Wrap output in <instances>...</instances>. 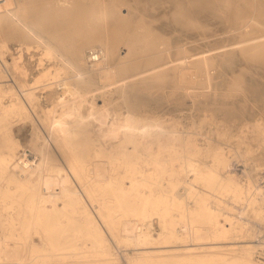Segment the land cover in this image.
Instances as JSON below:
<instances>
[{"label":"bare ground","instance_id":"obj_1","mask_svg":"<svg viewBox=\"0 0 264 264\" xmlns=\"http://www.w3.org/2000/svg\"><path fill=\"white\" fill-rule=\"evenodd\" d=\"M117 1L121 2L0 0V83L5 77L3 68L11 69L18 76L25 73L20 65L21 49L11 57V63L5 60L10 40L26 46L27 51L33 44L42 47L44 56L52 63V68L41 75L42 80H35V86L20 80L19 93L12 91L9 105L0 108V264H123L116 248L123 250L125 264H263L257 254L259 248L264 250V243L253 239L264 229V174L255 176L244 167L254 153L253 147L244 140L252 137L254 143H258L257 149L264 150V119H257L254 113L255 120L247 112L254 120L249 125L251 134L247 136L245 127L242 131L235 128L239 143L232 146L229 128L239 126L240 121L234 120L240 116H233L222 104L217 109L209 107L217 96L210 99L206 92V95L201 92L202 99L199 95L195 101L192 98L191 104L187 102L191 96L196 97L190 92L196 89L194 78H200L201 90L212 92L219 88L218 79L215 81L211 74L217 64L228 70L231 65L248 60L243 67L247 65V70L252 72L250 64L255 60L261 70L253 72L262 73L264 78V0H172L177 6L174 5L176 10L172 6L175 10L172 16L181 17L171 16L170 20L174 18L177 26L181 23L184 31L190 26L184 21L186 14L188 19L193 14L201 18H192L195 25L212 19L217 22L210 25L221 20L224 25L227 17L223 18L222 14L235 15H229L234 17H230L232 22L219 30L225 31L227 27L225 32L232 33L231 40L239 36L237 42L230 41L226 45L229 48L220 53H217L219 49L226 47H219L216 52L213 50L216 45L212 44L215 46L210 50L214 51L212 56L199 52L195 60L188 59L194 56L191 45L194 38L187 41L186 37L190 36L185 35L187 31L183 33L186 41L181 36L185 43L176 42V47L161 45L160 41L157 45L155 39L149 40L151 35L140 31L146 22L143 19L141 24L137 20L147 15L140 12L149 13V3L152 14L155 0H144L147 6L142 5L143 9L140 4L141 1L144 4L143 0H124L131 9L127 8L128 11L138 10L141 16L135 15L139 18L133 12L130 17L118 13L123 1L120 4ZM166 1H163L165 7L168 6L164 5ZM160 4L158 8L161 7L162 12L165 8ZM249 4L257 9L252 7L250 12ZM163 14L169 17V13ZM155 16L152 17L154 22ZM213 25V30L219 28V24ZM131 27L132 30L138 27L140 30L136 31L141 34L133 31L132 36H125L123 30L118 33L125 28L129 34ZM190 28L194 27H189V31ZM205 32L200 33L201 36ZM216 32L210 34L217 36ZM208 33H205L207 37ZM161 34L158 35L168 36ZM246 34L248 37H244ZM225 35L222 32L221 36ZM113 36L127 41L128 54L123 58L117 55L119 46L113 44ZM144 39L147 43H142ZM116 42L119 45V41ZM95 43L101 46L97 50L99 59L91 62L90 52ZM123 60L133 62L132 73L120 77ZM65 68H70L73 74L61 77L60 72ZM242 68L239 69L243 72ZM201 71L205 72L204 76H199ZM244 74L245 71L238 75ZM246 77L235 84L236 94L233 91L230 94H234L235 99V95L245 98L248 93L264 99V88L260 89L264 81L258 84L261 79L253 82ZM46 78V84L60 88V92L54 97L51 108L39 118L44 133L37 136L33 131L32 138L23 146L15 136V123L30 117L19 98L29 103L35 100L37 91L41 90L36 84ZM233 80L231 83H236ZM105 88L109 90L103 91ZM166 88L176 94L166 93L169 90L164 92ZM151 89L156 90L157 96ZM197 89L200 94L201 90ZM0 92H3L1 88ZM108 94L118 95L128 107L120 109L122 106L117 104L113 108L108 102L101 106L96 104L98 97L105 98ZM226 97L230 98L229 94ZM163 105L176 106L174 114L161 115L158 108ZM255 107L252 108L255 110ZM194 108L203 113L198 117L199 125L194 123ZM183 111L191 112L188 127L183 126L178 116ZM218 111L226 115L221 117L232 122L229 120L227 124L223 118L224 124L220 117L216 119L220 115L216 116ZM233 160L243 163V171L234 169ZM229 243L240 244L231 246Z\"/></svg>","mask_w":264,"mask_h":264},{"label":"rangeland","instance_id":"obj_2","mask_svg":"<svg viewBox=\"0 0 264 264\" xmlns=\"http://www.w3.org/2000/svg\"><path fill=\"white\" fill-rule=\"evenodd\" d=\"M121 2H119V1H117L118 3L117 4H120L121 3V8L119 9V5H117V7H118V13H121V15H123V16H125L126 15V17H130L131 16V14L133 15V13H134V15L136 14V15H139L138 13V10H137V12H136V10H134V9H132L133 11H128L130 8L128 7V3H126L124 0H120ZM128 1V0H127ZM144 1V0H143ZM156 1V6H157V8H158V6H159V3H161L160 4V6H162V9L163 8H165V9H163L162 10V12H161V10L159 11V8H161V7H159L157 10L155 9L156 8V6H155V8L154 9H152V14L150 13V10H151V7H150V4L148 3V6L149 7H147L149 10V13L148 12H145V11H143L142 10V12H145V13H142V12H140L141 14H146L147 13V15H145V16H148V17H145L144 15H142L143 17H145V18H143L142 16H141V14L139 15V17L141 16V20L139 21V20H137V23L139 22V23H141V24H143L144 22L143 21H145L146 23L145 24H143L145 27L143 28V25H141L140 24V28H143V29H138V27H139V24H138V27H136L135 28V30H134V28H133V30H132V27H133V24L131 25L132 27H131V32H129V34H127L128 33V31L129 30H127V29H125V28H123V29H121V30H119L118 31V33L120 32V33H122L123 32V34H126L125 36H127V35H130V36H132L134 33H133V31H135L136 32V34L138 35L139 34V32L141 31L142 32V30H143V33H146L148 36H152V37H154V38H150L149 40H151V39H155L156 40V44L157 45H162V44H164L165 45V43H166V45L169 47V45L171 44L172 46H175L176 47V44L178 45V43H176V42H182L183 41V43H185V41L187 40V41H192V39H193V43L194 44H191V45H193L194 46V56H192V57H190V58H188V59H197L200 55H196V54H198L199 52H204V53H206L204 56H212L213 54V52L214 51H216V49L217 48H219V47H226L225 49L223 48V49H219V50H217V51H219V52H217V53H220V52H222V51H224V50H227L228 48H229V46H226L227 44H229V43H231V42H234V40L237 42V38H239V36L237 37L236 36V39L234 38V40L232 39L231 40V34H228V33H226L225 31L226 30H228V28L226 27L224 30L225 31H222L223 32V35L224 34H227V35H225V36H221L222 35V32H221V30L224 28L223 26L225 25H229V23H227V22H232V20H231V18H234V17H231V16H229V15H232V16H235L234 14H227L228 16H229V18H230V21L228 20L229 18H228V16L226 15V13L225 14H222V17L224 18H226L227 17V19H225V20H223L224 22H225V24L223 25V23H221V21H219L218 23H213V24H219L217 27H219V28H215L216 30H213V28H214V25L212 24V25H210V23H212V22H217V20H215V19H212V21H210L209 20V22L207 23V21L205 22V20L203 21V24L201 25V23L200 22H198V24L200 25V26H202V27H204L203 29L200 27V26H197V25H195L196 23V21H192V18L194 19V18H196L197 16L195 15V14H193L194 16H196V17H194V16H191L190 17V19H188L187 17H189L187 14L185 15V22H186V24L187 25H190L189 27H194L193 29H195V31L192 29V28H190V31H189V27H188V29L187 28H185V30L187 31V33H186V31H184V28L182 29L181 27H180V25H181V23H178V26L176 25L177 23H175V19H178V18H180L181 16L178 14V13H176V15L178 16L179 15V17H176L175 15H173L172 16V14H175V10H176V8H175V4H174V2L172 1V0H169L172 4H170L169 2H167L166 0H163V1H166V3L164 2V5L166 4H168V6L169 5H171V7L173 6L174 7V9H173V7H172V10H171V7L169 8V10L167 9L168 8V6L167 7H165V6H163V1H161L160 2V0H159V3H158V1L157 0H155ZM151 3V2H150ZM153 3H154V1H152V3H151V6L152 7H154L153 6ZM158 3V4H157ZM125 4H127V5H125ZM140 4H141V7H142V5H143V7H144V5L145 6H147V3H145V1H144V4H143V2L141 1L140 2ZM155 4V3H154ZM175 5V6H174ZM251 4H249L248 6H247V8H248V10L250 9V8H252L251 6H250ZM123 6V7H122ZM139 6V5H138ZM117 7H116V9H117ZM143 7H142V9H143ZM177 7V6H176ZM127 8H128V10H127ZM139 8H140V6H139ZM141 9V8H140ZM146 9V8H145ZM166 9L168 10V11H166ZM253 9H257V7H253ZM131 10V9H130ZM154 10V11H153ZM171 10V12H169ZM174 10V11H173ZM139 11H141V10H139ZM147 11V10H146ZM166 11V12H165ZM173 11V12H172ZM251 11H253V10H251L250 9V12ZM133 12V13H132ZM154 12H156V14L158 15V13L159 12H161V13H159V15H161V17L158 15H156ZM158 12V13H157ZM163 12L164 13H169V17L167 18V16H168V14H167V16L166 17H164V14H163ZM106 13V12H105ZM127 13H131L130 15L129 14H127ZM154 13V14H153ZM172 13V14H171ZM150 16H149V15ZM165 14V15H166ZM100 15H102V14H100ZM128 15V16H127ZM135 15V16H136ZM153 15L156 17L155 18V22H154V17H153ZM223 15H226V16H223ZM104 16V15H103ZM174 17V18H171V20H170V17ZM136 17H138V16H136ZM138 17V18H139ZM151 17V18H150ZM153 17V18H152ZM159 17V19L157 20V18ZM137 18V19H138ZM146 18H148L147 20H146ZM183 18H184V16H183ZM198 18H200V17H198ZM198 18H196V19H198ZM223 18H221V19H223ZM250 17H247V19H249ZM143 19H145V20H143ZM152 19H153V21H152ZM167 19V20H166ZM171 21V23L173 24V26H172V24L170 25V21ZM174 19V20H173ZM188 19V20H187ZM195 19V20H196ZM201 19V18H200ZM199 19V20H200ZM143 20V21H142ZM157 20V21H156ZM130 21V20H129ZM142 21V22H141ZM164 21V22H163ZM168 21V22H167ZM187 21L189 22V24L187 23ZM233 21H235V20H233ZM152 24H150V23ZM157 22H158V25H157ZM165 24V23H167V25H164L163 26V23ZM205 22V23H204ZM16 23H20L19 21H17ZM136 23V24H137ZM161 23V24H160ZM192 25H191V24ZM194 23V24H193ZM207 23V28H212V30H210V29H208V31H209V37H211V38H209V37H207L206 35H205V33L206 32H208L206 29L207 28H205V24ZM147 24H149L150 26H151V28H148L147 26ZM169 24V25H168ZM180 24V25H179ZM222 24V25H221ZM19 25V24H18ZM154 25V26H153ZM155 25H156V28H154L155 27ZM176 25V26H175ZM220 25L222 26V27H220ZM227 25V26H228ZM127 26V28L129 29V27H130V24H129V22H128V24L126 25ZM129 26V27H128ZM142 26V27H141ZM149 26V27H150ZM157 26L160 28V30H159V28L157 29ZM161 26H162V29H164V31L161 29ZM167 26V27H166ZM168 26L170 27V29L168 28ZM172 26V27H171ZM182 26V25H181ZM196 26V27H195ZM178 27H180V29L178 28ZM198 27H200V28H198ZM148 28V29H147ZM168 28V30H166ZM222 28V29H221ZM144 29H146V30H144ZM154 29H157V30H155V32H153L154 31ZM175 29V30H174ZM178 29L180 30V31H178ZM181 29H182V31H181ZM191 29L193 30V31H191ZM201 29V30H200ZM219 29H221V30H219ZM123 30V31H122ZM124 30H125V33H124ZM126 30H127V32H126ZM136 30H140V31H136ZM152 30V31H151ZM162 30V31H161ZM173 30H174V32H173ZM178 32H177V31ZM198 30H199V32H198ZM115 31H117V30H115ZM122 31V32H121ZM145 31H148V32H145ZM154 34V36H153V34L151 33V32ZM159 31V32H158ZM167 31H169V33L167 34ZM170 31H172V32H170ZM189 31V32H188ZM206 31V32H205ZM210 31H212V32H210ZM214 31L216 32H221V33H217L216 32V34H217V36H213V34H214ZM111 32V31H110ZM110 32H109V35H110ZM114 32V31H113ZM141 32H140V34H141ZM156 32L158 33V34H160L161 32H162V34H164V35H168L167 37L165 36H163L162 34V36L160 37V35H158V34H156ZM164 32H166V34L164 33ZM180 32V33H179ZM186 34H185V33ZM195 33L196 35H200L201 36V34L203 35V32H205L204 33V36H199L200 37V40H199V37L197 38L196 36H195V34L193 35V33ZM225 32V33H224ZM254 31H252V33H253ZM112 33V32H111ZM115 33H117V32H115ZM115 33H113L114 35H115V37L117 38V36H116V34ZM117 33V34H118ZM183 33L186 35V36H188V35H190L189 37H186L185 35H183ZM192 33V34H191ZM201 33V34H200ZM210 33H213V34H210ZM250 33V32H249ZM172 34V35H171ZM173 34H174V36H173ZM221 34V35H220ZM170 35H171V38H170ZM177 35H179V37L177 36ZM183 35V36H182ZM191 35H193L192 37H191ZM210 35H212V36H210ZM218 35H220V36H218ZM250 36L252 35V34H249ZM156 36V37H155ZM184 37L183 39L185 40H183L182 39V37ZM208 38H206V37ZM229 36V37H228ZM248 37V34H246V35H244V37ZM114 37V36H113ZM115 37L114 38H110L112 41H113V44L117 47V46H119V47H115L116 49H117V55H118V57H121V58H123L124 56H126L127 54H128V46H127V41L125 42L124 40H122L121 41V39L120 38H118V39H115ZM119 37V36H118ZM157 37H159V38H162V39H158ZM180 38L181 40H179L178 38ZM204 37V38H203ZM224 37H226V38H223ZM227 37H228V39H227ZM157 38V39H156ZM165 38L167 39L168 38V40H165ZM174 38V39H173ZM190 38H192V39H190ZM206 38V39H205ZM117 41H119V45H117L118 44V42H116L115 40ZM164 39V40H163ZM169 39H170V41L173 39L174 41H175V43L174 42H172L171 41V43H169L168 41H169ZM177 39H178V41H177ZM204 41H203V40ZM221 39H223V40H225L224 41V43H223V40L222 41H220ZM227 39V40H226ZM148 40V41H149ZM161 40H163V41H161ZM229 40V41H228ZM240 40V39H239ZM114 41H115V43H114ZM121 41V42H120ZM123 41L125 42V43H123ZM145 41V42H144ZM144 41L142 42V43H147V40L146 39H144ZM163 42V43H160V42ZM231 41V42H230ZM9 42V44H8V48H9V54H7L6 55V57H5V60L6 61H8V63H11L12 62V59H11V57L12 56H15L16 55V52H17V50H19V49H21L22 50V61H21V63H20V65H21V69H23L24 70V75L23 76H18V75H16V74H14V72L11 70V69H9V68H3V70H4V78H3V82H1L0 83V88L3 90V92H0V108H3V107H6V106H8L9 105V103H10V101H11V99H12V96H11V93H12V91L14 92V93H19V81L20 80H25V81H27V82H29V83H31V84H33L34 86H35V84H34V82H35V80L36 79H41L42 80V78H40L41 77V75L43 74V72L44 71H48L49 69H51L52 68V63L50 62V58H48V57H45L44 56V54H43V48L42 47H38V46H36V45H32L30 48H29V51H27V48H26V46H24V45H20V43H18V42H16V41H12V40H10V41H8ZM181 42L179 43V44H181ZM117 43V44H116ZM121 43V44H120ZM122 43H123V45H122ZM160 43V44H159ZM174 43V44H173ZM96 44V43H95ZM93 44V46L92 47H94L92 50H91V52H93V51H97L98 50V48H101V46L99 45V44ZM212 44H214V45H216V48H215V46L214 45H212ZM96 47H95V46ZM99 47H98V46ZM122 45V46H121ZM165 45V46H166ZM170 45V47H172ZM218 45V46H217ZM224 45V46H223ZM35 46H36V48H35ZM127 46V47H126ZM37 47L40 49H37ZM212 47L213 48H215V49H213L214 51H210L211 49H212ZM231 47V46H230ZM207 51V52H206ZM174 52V51H173ZM208 52H210L209 54H208ZM214 54H216V53H214ZM86 55H88V51H86ZM253 58L254 59H256L254 56H253ZM173 60H174V58H173ZM243 60H245L244 58H243ZM246 61V62H245ZM244 62H245V64L247 63V62H249L248 60H245ZM177 62V61H176ZM242 62V63H241ZM242 60L238 63H236V64H239V65H234V67H232L233 65H231V68H229L228 67V70H227V68H225V67H221V68H223V69H221V68H219V65L217 64V71H219L220 69H221V71H222V73L219 71V72H217V71H215V69L212 71V77H214V79L215 78H217L218 80H220V81H218L217 79H215V81L218 83V89L217 90H212V92H207L206 90H201L200 88H201V85L199 84L200 83V78L199 77H197V79L196 78H194V87H196V89H194L193 88V91H192V89H191V95L193 94H195V96L196 97H192L191 96V98L190 99H188V102H187V104L189 105V104H191V102H193V100H192V98L194 99V101H195V99H202V97L201 96H203L202 94H205L204 92H206V94H208L209 93V95H207V96H210V99H212V97H214L215 99V102H214V100L213 101H210V105H209V107H212V108H214V109H217V107L218 108H220L222 105H224L225 106V108L227 109V110H230L231 112H232V115L233 116H235L236 117V115L239 117H242L243 116V114L242 113H244L245 115V117L244 118H240L239 117V119H236V118H234V119H236V120H234L235 122H237V121H240V122H238L239 124H237V125H239V126H236V127H234V128H229V130H230V133H231V135L233 136L232 138H231V142H230V144L232 145V146H236L238 143H239V140H238V138H237V135H236V132H237V134H238V131H236L235 132V128H237L236 130H240V131H242V127H245V129H246V131L248 132V133H246L247 134V136H250V134H251V129H250V126L249 125H252V123H253V119L251 118L250 119V116H252L253 118H255V120H257V119H264V112H262V110H264V99H262L261 97H259V96H257V97H252V96H250V93H248V94H246V96H245V98L244 97H242L241 95H239V96H241V97H239V96H236L235 95V97H236V99L234 98V94H236V92L235 91H233V89H234V86H235V84H237V83H239V82H241V81H243L242 80V78L243 77H248V74L250 75L253 71H257V70H261V68L260 67H257V65H256V63H255V60H251V68L253 67V71L251 72V70L249 69V70H247L248 69V67H247V65H246V68L245 67H243V63H244ZM123 63H124V70H123V72L122 73H120V77H125L126 75H130L132 72V67H133V62L132 61H125V60H123ZM241 64V65H240ZM238 66V67H237ZM240 66H241V68L243 67L244 68V70H243V72H242V70H240L239 68H240ZM235 67H237L236 69H235ZM232 68H233V70H232ZM242 68V69H243ZM147 69H148V67H147ZM69 70V71H68ZM230 70H232V71H230ZM236 70V71H235ZM239 70H240V72L241 73H244V71H245V74H246V76H245V74L241 77L240 75H238V74H241V73H239ZM246 70L248 71V72H246ZM66 71H68V73L66 72ZM194 71H195V69H194ZM230 71V72H229ZM233 71H235L234 73H233ZM63 72V73H62ZM71 69L70 68H65L63 71H61L60 73H61V77H66L65 75H67V76H70V75H72L73 74V72H72V74H71ZM224 72V73H223ZM237 72H238V74H237ZM250 72V73H249ZM222 75H221V74ZM226 73H228V75L226 74ZM229 73H232V74H235V75H232V74H229ZM248 73V74H247ZM254 73V72H253ZM253 73L248 77L249 79H251L253 82L254 81H258L259 79H261V81L259 80L257 83L258 84H261L264 80V78H263V76H261L262 75V73H260L261 75H258L259 73H257V75H255V73H254V75H253ZM64 74V75H63ZM218 74H219V76H218ZM225 75V77L227 78V81H226V78L224 77V75ZM26 75V76H25ZM205 75V72L204 71H201V73H199V76H204ZM228 77H227V76ZM231 75V76H230ZM236 75H238V76H236ZM254 77H253V76ZM264 75V74H263ZM232 76H234L233 77V79H235L236 80V83H234V84H232L233 83V79L232 78H230V77H232ZM241 78H240V77ZM220 79H219V78ZM223 77V78H222ZM246 77V78H247ZM237 78V79H236ZM239 78V79H238ZM245 78V79H246ZM255 79V80H253V79ZM48 78H46V79H44L42 82H40V83H38V84H36L37 86H38V90L39 89H41V90H39V91H37V93H36V99L35 100H33L32 102H27L23 97H20L19 99L22 101V103H23V105H24V107H25V110H26V112H27V114H28V116L30 117V118H28L27 120H23V121H21V122H16L15 123V130H14V133H15V136H16V138L19 140V142L21 143V145H25L31 138H32V135H33V131H34V133L37 135V136H40V135H42L43 133H44V129H43V126H42V124L40 123V121H39V118L40 117H42L43 116V113L44 112H46V110H47V108H51V104H52V102H53V99H54V97H56V94L57 93H59L60 92V88H56L55 86H53V85H48V84H46L47 82H48V80H47ZM202 79V78H201ZM229 79V80H228ZM244 79V80H245ZM199 82H198V81ZM224 80V81H223ZM233 80V81H232ZM197 81V82H196ZM215 81H214V83H215ZM223 81V82H222ZM230 82V83H229ZM232 82V83H231ZM235 82V81H234ZM260 82V83H259ZM199 84V85H197V84ZM220 83V84H219ZM196 84V85H195ZM222 84V85H221ZM228 85H230V86H228ZM43 86V87H42ZM199 87V91H200V94H199V92H198V87ZM221 86V87H220ZM233 86V87H232ZM262 86H264V82H263V84H262ZM222 87H223V89H222ZM230 87H232V88H230ZM221 88V89H220ZM230 88V89H229ZM263 88L264 87H260V89H262L263 90ZM221 91H220V90ZM232 89V90H231ZM107 90H109V88H105L103 91H107ZM155 89H151L150 91H154ZM169 90V91H168ZM172 89H168V88H166L165 90H164V92H166V91H168V92H166V93H169V94H171L172 96H174V94H176V92L175 91H171ZM222 90H224V91H222ZM229 90V91H228ZM150 91H149V93H150ZM156 91V90H155ZM153 92V93H155L154 95H156L157 93L156 92ZM194 91H195V93H194ZM226 91V92H225ZM235 92L233 95H231L233 92ZM264 91V90H263ZM146 92H148V90L146 91ZM189 92V93H190ZM193 92V93H192ZM201 92H203L202 94H201ZM221 92V93H220ZM232 92V93H231ZM216 93V95H212V94H215ZM229 94V97L230 98H228V97H226L228 94ZM231 93V94H230ZM159 94V93H158ZM197 94V95H196ZM205 94V95H206ZM219 94H220V96H219ZM222 94H226L225 96L224 95H222ZM200 95V96H199ZM109 96H112V97H110L109 98ZM157 96V95H156ZM199 96V97H198ZM198 97V98H197ZM201 97V98H200ZM219 97V98H218ZM223 97V98H222ZM232 97H233V99H232ZM239 97V98H238ZM250 97V98H249ZM101 98V99H100ZM98 97L97 99H96V104L97 105H99V106H101V105H103V103L104 102H108V104L109 105H111L113 108L117 105V104H120L121 106H122V108H120V109H123L124 107L125 108H127L128 107V105L127 104H125L124 103V100L121 98V97H118V95H115L114 94V96L111 94H108V96L107 97H105V98H103V97ZM103 98V99H102ZM241 98V99H240ZM242 98H244V99H246V100H244V99H242ZM251 98H253V99H251ZM258 99V101H257V99ZM216 99H217V102H216ZM225 99H227V100H225ZM229 99L231 100V101H229ZM251 101H249V100ZM254 99H256V100H254ZM259 99H261L260 101H259ZM101 100H103V102L101 101ZM248 100V101H247ZM233 101V103H231ZM235 101V102H234ZM236 101H239V103L238 102H236ZM244 101V102H243ZM256 101V102H255ZM262 101V102H261ZM214 102V103H213ZM243 103V105H242V103ZM246 102V103H245ZM250 104H249V103ZM252 102H253V104H252ZM260 102V103H259ZM205 103V102H204ZM213 103V104H212ZM217 103V104H216ZM241 103V104H240ZM218 104H220L219 106H218ZM222 104V105H221ZM227 104H232L231 106H229V105H227ZM239 104V105H238ZM247 104V105H246ZM252 104V105H251ZM242 105V106H241ZM249 105V106H248ZM258 105V106H257ZM263 105V106H262ZM214 106H216V107H214ZM223 106V107H224ZM240 106L243 108V106H245V112H244V109H242L243 110V112L241 111V109H240ZM246 106H248V108L246 107ZM254 107V106H256L257 108L259 107V109H258V111H256L257 110V108L255 107V110L252 108V107ZM261 106V107H260ZM152 107H155V106H152ZM164 107V108H163ZM206 107V106H205ZM230 107V108H229ZM232 107H234L235 109H236V111H235V109H233ZM237 107V108H236ZM251 107V108H250ZM157 108V107H156ZM163 108V109H162ZM175 108H176V106H172V105H168V106H165V105H163L161 108H158V110H159V113L161 114V115H164V116H169L170 114H174V112H173V110H175ZM232 108V109H231ZM239 108V109H238ZM248 109V111H247V109ZM250 108V109H249ZM262 108V109H261ZM149 109V108H148ZM237 110H238V113H237ZM254 112H253V111ZM242 113H241V112ZM252 111V112H251ZM256 111V112H255ZM260 111H261V113H262V116H260ZM218 112H220V113H217V112H215V113H217L216 114V116H218V114H220L218 117H216V119H218L219 117L221 118L220 119V121L222 122V123H224L225 121L224 120H226V118L225 117H221V116H226V115H223V114H221V113H223V112H221V111H218ZM249 113V115H248V113ZM207 113H209V112H207ZM240 113H241V115H240ZM252 113V114H251ZM254 113H255V116L257 117V119H256V117H254ZM257 113V114H256ZM259 113V114H258ZM190 114H191V112H189V111H183L182 112V114L181 115H178L179 116V118H181V120H182V123H183V126L184 127H188V124H189V122L192 120V118H191V116H190ZM192 114L194 115V123H197V125H199V120H198V117H199V115L201 114L202 116H203V113H200L199 112V110H197L196 108H194V111L192 112ZM211 115H213L212 113H210ZM235 114V115H234ZM258 115V116H257ZM249 116V117H248ZM237 117V118H238ZM247 117V118H246ZM260 117V118H259ZM263 117V118H262ZM197 118V119H196ZM200 118V117H199ZM223 118H225L224 120H223ZM242 119V120H241ZM244 119L247 121V119H248V123L246 122H244ZM198 120V121H197ZM230 121L232 120V119H229ZM229 120H226L227 121V124H228V121ZM253 120V121H252ZM243 121V122H242ZM263 121V120H262ZM262 121H260V122H262ZM232 122V121H231ZM252 122V123H251ZM241 123V124H240ZM246 125H245V124ZM262 123H264V121L262 122ZM224 124H226V123H224ZM244 124V125H243ZM243 125V126H242ZM246 126H247V128H246ZM239 127L241 128V129H239ZM244 128H243V130H245ZM249 130V131H248ZM246 143H247V145H249V146H251V148L253 149V151H254V153H253V159H250V160H248L246 163H245V166L243 165V163H241V162H237V160H233V167H235L234 169H237V170H239L240 172L241 171H243V169H244V167H246V170L250 173H252V174H254L255 176H261L262 174H264V170H261V169H264V150L261 148V149H257V148H259L258 147V143L256 142V143H254L255 141L254 140H252V137H250L249 139H245L244 140ZM254 143V145L253 144H251V143ZM249 143V144H248ZM253 145V146H252ZM255 146V147H254ZM242 147L244 148L245 147V145H243L242 144ZM247 147V146H246ZM257 149V150H256ZM256 151V152H255ZM260 154V155H259ZM262 154V155H261ZM258 156V157H257ZM238 163V164H237ZM257 165H262L261 167H257ZM238 166H240V167H238ZM244 166V167H243ZM237 167V168H236ZM251 227H253L252 225H251ZM262 232L263 233H261V234H259L258 236H262V237H256L255 239H253V240H256V241H259V242H257V243H262L261 241L263 240V237H264V229L262 230ZM259 238V239H258ZM258 239V240H257ZM231 246L232 245H239L240 243H229ZM226 245H228V244H226ZM259 250H260V248H259ZM115 252L118 254V256H119V258H120V261H121V263H123V264H125V261H124V256H123V254H124V252H123V250L122 249H120V248H116L115 249Z\"/></svg>","mask_w":264,"mask_h":264},{"label":"built area","instance_id":"obj_3","mask_svg":"<svg viewBox=\"0 0 264 264\" xmlns=\"http://www.w3.org/2000/svg\"><path fill=\"white\" fill-rule=\"evenodd\" d=\"M98 59H99V56H98L97 51L90 52L91 62H97ZM261 242L264 243V237H263V240ZM257 255H258L257 259L264 264V250L263 251L261 249L258 250Z\"/></svg>","mask_w":264,"mask_h":264}]
</instances>
